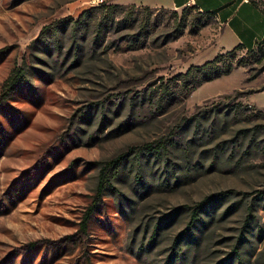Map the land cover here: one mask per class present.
I'll return each mask as SVG.
<instances>
[{"label": "rangeland", "instance_id": "1", "mask_svg": "<svg viewBox=\"0 0 264 264\" xmlns=\"http://www.w3.org/2000/svg\"><path fill=\"white\" fill-rule=\"evenodd\" d=\"M167 2L0 0V95L25 70L0 104V264H264V44L222 48L215 19ZM113 4L139 15L102 43L93 22L56 30ZM227 52L187 95L179 75Z\"/></svg>", "mask_w": 264, "mask_h": 264}, {"label": "trees", "instance_id": "2", "mask_svg": "<svg viewBox=\"0 0 264 264\" xmlns=\"http://www.w3.org/2000/svg\"><path fill=\"white\" fill-rule=\"evenodd\" d=\"M252 4H254L256 7H258L262 13H264V8L261 7L257 0H248ZM187 7L183 8V11L186 10ZM194 10H197L198 13L201 16H205L208 18L215 19V16L210 11H200L197 7L192 6L191 7ZM144 12L153 13L154 9L150 7H145ZM139 10L135 5L131 6H125V5H119V4H113V5H99L96 7H91L88 10L84 11L80 17L77 20L73 19H65L58 23V25H55L59 29H67L68 27H71L72 36L77 38L78 33L81 31L83 27H86L90 24V22H93L94 24V31H95V37L94 41L95 43H102L105 41L106 36L110 34L111 32L115 31L120 27L121 24L130 22L133 26L136 24V20L134 19V16L139 15ZM150 15V14H149ZM70 20V21H69ZM141 22L138 26H140ZM205 23H203L201 26H204ZM53 25H51V28ZM141 29V28H140ZM182 30V25L180 26V30ZM137 44V43H136ZM264 41L259 43L256 47L263 45ZM141 44L134 45L132 48H138L141 46ZM238 48L245 49L250 52L254 51L255 47L252 49H246L244 45L238 44ZM255 52V51H254ZM230 55V52H227L225 54H218L213 60L207 61L203 65H197V66H191L186 73L180 74V78H182V83L185 87H187V90L185 91L188 95L191 91L195 90L196 88L200 87L203 83L213 81L217 78L222 77L223 75L229 74L233 69V62L232 61H224L225 58ZM25 79V70L23 67H19L18 69H14L10 76L6 79L4 83V90L0 95V104L3 101V99L7 98L9 94L16 90L22 82ZM190 79H193V82L189 81ZM243 108V107H242ZM260 128L264 129V125H260ZM125 159L124 156H120L119 158L111 161L110 166L115 167L121 163V160ZM105 169L101 172V180L98 184V192L101 194L107 185L110 183L109 179L105 177ZM211 197L206 198L203 202L196 204L193 207H190V216L189 221L187 223V227L185 232L191 231L194 228L195 221L198 219L199 211L204 207L206 202L210 200ZM89 217L85 219V222L87 221ZM86 224V223H84ZM183 232V234L185 233ZM178 242L175 243L177 245Z\"/></svg>", "mask_w": 264, "mask_h": 264}, {"label": "crops", "instance_id": "3", "mask_svg": "<svg viewBox=\"0 0 264 264\" xmlns=\"http://www.w3.org/2000/svg\"><path fill=\"white\" fill-rule=\"evenodd\" d=\"M190 0H168L167 6L176 10L187 7ZM193 6L200 11H210L222 32L218 38L228 37L232 45L242 44L252 49L264 41V13L248 0H193ZM165 8V7H164ZM222 48L224 46L221 45ZM255 106L264 109L255 99H248Z\"/></svg>", "mask_w": 264, "mask_h": 264}, {"label": "built area", "instance_id": "4", "mask_svg": "<svg viewBox=\"0 0 264 264\" xmlns=\"http://www.w3.org/2000/svg\"><path fill=\"white\" fill-rule=\"evenodd\" d=\"M187 6H193V0H190L187 4Z\"/></svg>", "mask_w": 264, "mask_h": 264}]
</instances>
